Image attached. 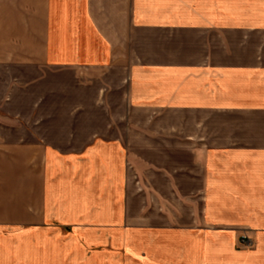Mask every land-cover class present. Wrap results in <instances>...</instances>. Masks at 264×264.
<instances>
[{
    "label": "crops",
    "instance_id": "0c3cea01",
    "mask_svg": "<svg viewBox=\"0 0 264 264\" xmlns=\"http://www.w3.org/2000/svg\"><path fill=\"white\" fill-rule=\"evenodd\" d=\"M91 260L264 264V0H0V264Z\"/></svg>",
    "mask_w": 264,
    "mask_h": 264
},
{
    "label": "rangeland",
    "instance_id": "374dc122",
    "mask_svg": "<svg viewBox=\"0 0 264 264\" xmlns=\"http://www.w3.org/2000/svg\"><path fill=\"white\" fill-rule=\"evenodd\" d=\"M54 247H52V249H53ZM46 250V248L45 249H43V251H45ZM48 251H49V249H47ZM59 256H60V254H59ZM203 256H204V253H203ZM88 261H86L85 263H87ZM95 263V261L94 260H91L90 261V264H94Z\"/></svg>",
    "mask_w": 264,
    "mask_h": 264
}]
</instances>
